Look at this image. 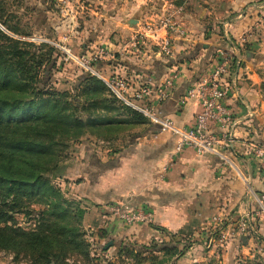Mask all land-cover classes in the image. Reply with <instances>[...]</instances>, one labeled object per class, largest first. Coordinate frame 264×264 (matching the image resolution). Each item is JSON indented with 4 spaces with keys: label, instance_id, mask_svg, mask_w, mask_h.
<instances>
[{
    "label": "crops",
    "instance_id": "1",
    "mask_svg": "<svg viewBox=\"0 0 264 264\" xmlns=\"http://www.w3.org/2000/svg\"><path fill=\"white\" fill-rule=\"evenodd\" d=\"M18 1L25 11L20 14L32 16L35 31L66 34L59 25L56 6L61 0ZM66 1L77 9L80 25V34L71 41L83 52L105 48L109 55L97 68L106 74L116 73L137 86L157 87L173 67L181 69L171 97L158 107L160 115L181 127L194 125L201 112L198 101H184L188 88L210 75L219 50L236 57L225 78L233 87L227 104L232 118L240 121L229 150L234 168L217 157L198 156L192 149L176 154L171 135L161 133L153 124L129 125L119 113V143H123L119 155L107 166L99 163L98 168H92L91 174L97 169L103 173H96L97 179H82L79 185L81 191L88 190L87 200L97 209L114 202L150 209L155 227L193 241V247L176 264L212 259L211 251L204 249V236L216 224H222L229 236L223 264H264V216L256 214L251 195L264 190L262 171L252 155L253 146L264 147V0ZM0 4L7 9L13 6L12 0H0ZM172 7L182 8L178 21L185 31L184 36L173 39V56L163 57L157 43L148 40L140 52L133 51L134 34ZM248 32L252 35L244 43ZM165 35L161 32L159 36ZM125 125L131 129L130 137L122 133ZM101 213L95 216L98 226L108 231L119 229L121 240L140 239L147 232L144 225L118 224ZM150 235L157 237V232Z\"/></svg>",
    "mask_w": 264,
    "mask_h": 264
},
{
    "label": "trees",
    "instance_id": "2",
    "mask_svg": "<svg viewBox=\"0 0 264 264\" xmlns=\"http://www.w3.org/2000/svg\"><path fill=\"white\" fill-rule=\"evenodd\" d=\"M0 38L10 42L0 46V252L23 257L30 264H95L97 257H93L85 239L84 210L78 204L74 207L73 203L62 201L50 176L64 162L60 154L63 147L85 135L88 123L116 131L119 121L107 114H119L120 109L106 106V115L99 113L97 119L82 121L73 113L78 102L71 106L54 93L35 87L36 77L30 76L33 66L26 61V49H20L1 31ZM84 85L88 100L96 99L92 107L107 104L98 100L101 82L89 78ZM121 109L132 118L127 124L145 123L141 114L124 105ZM35 205L43 209L36 210ZM15 215H34L37 224L25 229ZM152 242L138 249L136 245H123L117 257L129 261L121 264H156L158 254L172 258L184 254L187 248L180 250ZM104 264L112 262L104 260Z\"/></svg>",
    "mask_w": 264,
    "mask_h": 264
},
{
    "label": "rangeland",
    "instance_id": "3",
    "mask_svg": "<svg viewBox=\"0 0 264 264\" xmlns=\"http://www.w3.org/2000/svg\"><path fill=\"white\" fill-rule=\"evenodd\" d=\"M18 3V0H12V9H7V6L5 7L3 4H0V17L2 18V20H0V31L14 43H18L20 49H26L28 52L25 58L28 64L33 66L30 76L36 77L35 80L37 84L35 83V87L41 91L54 93L60 101L69 103L71 106L76 105L78 102V109L75 112L73 110V113L82 121H86L88 118L97 119L99 113L106 115L105 113H107V111L103 109L106 106L120 109L118 112L124 114L126 117L123 119L131 121V116L121 109L123 105L108 91L104 84L100 80L90 76L74 59V57L83 58V56L90 54L92 49L84 52L79 50L76 42L71 41V39L76 37L70 38L69 41L65 38L67 34L58 35L49 31H35L32 16L25 14L21 15L20 13H24L25 11L20 9ZM63 38H65V40H63L65 41V47L63 46L62 49L54 47L47 42L52 40L58 42ZM9 43L10 42L0 38L1 47L7 46ZM89 78L96 79L103 84L102 87L98 89L97 96L100 103H107L106 105L102 104V106L98 108L91 106L95 103L94 101H96V99L92 101L88 100L87 95L83 92L86 89L84 85L86 79ZM107 115V117L110 115V117H115V119L119 121V114L110 112ZM147 124L150 123L145 120V123L142 125L147 126ZM98 126L88 123L87 127H85V135L67 142V145L63 147V152H60L65 158L63 159L64 162L61 163L59 171L53 176H50L52 183L60 190L62 195L61 200L73 203L74 207L78 204L84 210L83 226L86 234L85 239L90 245V251L93 257H97L94 263L104 264V260H109L112 264L129 263L125 258L119 260L117 257L120 248L123 245L131 244L136 245L135 249H138L144 245L150 246L153 243L152 240L159 245L168 244L169 247H178L180 250L185 249L186 246L187 248L184 254L188 253L191 247H193V241L186 239V237L169 234L164 230L155 229V225H144L147 231L144 233V237L140 239L136 237V239L133 240H121L119 238V229H111L108 231L100 228V225L98 226L95 216L99 211L119 224V219L108 209L109 206L119 207V202L102 204L101 209H97L98 206H95L93 202L87 200L88 190L85 192L81 191V187L83 186L79 184L82 179H97L96 173L100 170L97 169L95 174H91L93 173L91 171L92 168H98L99 163L107 166L110 161H114L119 155V146L123 144L121 142L119 143V128L112 132L105 130L103 127L99 128ZM127 126L129 127V125ZM125 128L126 125L123 127L125 131H122V133L124 132V134H128V137H130L131 129ZM84 166L87 168H84ZM97 175L101 176L103 173L100 172ZM33 207L36 210L43 209V207L39 205ZM15 218L21 227L25 229L34 228L37 224V219L34 215L31 218L24 217L23 215H15ZM217 222L219 223L220 221H215V223ZM125 225L128 226L127 224ZM215 227V229L209 227L207 231H205L204 236V249L211 251L210 255L212 259H207L205 262L196 264H223L222 255L228 245L229 236L227 233L223 232L222 224H216ZM153 230L157 232V237L150 235V232ZM171 235L175 238L173 239ZM110 242L112 244L105 249L106 245ZM184 254L176 255L171 258L160 253L157 256L159 259L156 264L158 261L165 264H176ZM150 263L151 262L147 264ZM0 264L30 263L23 257L17 258L13 253L2 251L0 252Z\"/></svg>",
    "mask_w": 264,
    "mask_h": 264
},
{
    "label": "built area",
    "instance_id": "4",
    "mask_svg": "<svg viewBox=\"0 0 264 264\" xmlns=\"http://www.w3.org/2000/svg\"><path fill=\"white\" fill-rule=\"evenodd\" d=\"M57 9L60 12L59 25L67 34L68 40L80 34L77 9L71 7L69 2L61 0ZM182 8L175 7L167 10L155 22H147L137 34H134L131 48L140 52L141 46L148 41L156 42L159 53L163 57L171 58L174 53L173 39L175 36H184L185 31L181 28L178 15ZM166 33L160 37V33ZM252 35L248 32L242 42H246ZM65 38L61 41H47L52 46L65 47ZM148 40V41H147ZM70 41V40H69ZM105 48L93 49L90 54L83 58L74 57L82 69L90 76L100 80L110 93L124 106L141 114L150 124L159 127L161 133L171 135L175 139V153H181L186 149H192L198 156H214L219 158L225 165L234 168L229 150L233 145L234 130L239 126L240 121L232 118L227 99L233 89L232 84L225 82L230 75L232 65L236 57L225 50H219L216 56V63L210 75L200 79L191 85L184 97L188 102L196 100L201 106V112L197 115L194 125L181 127L172 119L159 114L158 107L167 101L174 89L177 87L182 75L179 67H173L167 74L163 83L157 87L149 84L136 85L116 73L106 74L97 68L99 63L108 57ZM243 57L239 56L238 61ZM252 155L262 171L264 179V147L255 145L252 147ZM253 201L257 205L258 216H264V190L261 193L251 192ZM116 208V209H115ZM109 211L128 226L153 225L154 215L150 209L144 207L128 208L123 204L119 207H108ZM219 219H215V221Z\"/></svg>",
    "mask_w": 264,
    "mask_h": 264
},
{
    "label": "water",
    "instance_id": "5",
    "mask_svg": "<svg viewBox=\"0 0 264 264\" xmlns=\"http://www.w3.org/2000/svg\"><path fill=\"white\" fill-rule=\"evenodd\" d=\"M112 243L110 242L108 245H106L105 249H107Z\"/></svg>",
    "mask_w": 264,
    "mask_h": 264
}]
</instances>
